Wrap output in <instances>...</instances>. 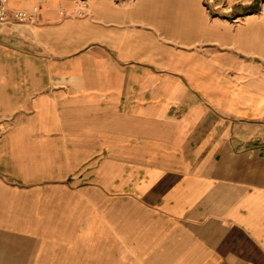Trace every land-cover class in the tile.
<instances>
[{"label":"crops","instance_id":"crops-1","mask_svg":"<svg viewBox=\"0 0 264 264\" xmlns=\"http://www.w3.org/2000/svg\"><path fill=\"white\" fill-rule=\"evenodd\" d=\"M214 2L5 1L0 264H264V0Z\"/></svg>","mask_w":264,"mask_h":264},{"label":"built area","instance_id":"built-area-1","mask_svg":"<svg viewBox=\"0 0 264 264\" xmlns=\"http://www.w3.org/2000/svg\"><path fill=\"white\" fill-rule=\"evenodd\" d=\"M6 0H0V23H5L9 18H12L17 21H33L35 19V14L38 10L37 7H33L29 11H23V10H14L11 13L7 11V8L5 6ZM208 5L212 8L220 7V5L216 4L214 0H207Z\"/></svg>","mask_w":264,"mask_h":264},{"label":"rangeland","instance_id":"rangeland-1","mask_svg":"<svg viewBox=\"0 0 264 264\" xmlns=\"http://www.w3.org/2000/svg\"><path fill=\"white\" fill-rule=\"evenodd\" d=\"M209 8V7H208Z\"/></svg>","mask_w":264,"mask_h":264}]
</instances>
